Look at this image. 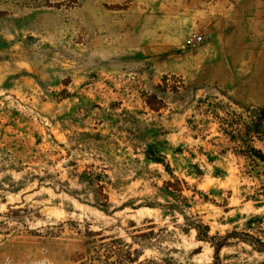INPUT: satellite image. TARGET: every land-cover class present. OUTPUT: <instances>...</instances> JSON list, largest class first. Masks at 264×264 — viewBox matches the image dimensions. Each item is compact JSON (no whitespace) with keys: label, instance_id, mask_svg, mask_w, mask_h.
<instances>
[{"label":"rangeland","instance_id":"obj_1","mask_svg":"<svg viewBox=\"0 0 264 264\" xmlns=\"http://www.w3.org/2000/svg\"><path fill=\"white\" fill-rule=\"evenodd\" d=\"M249 146L264 152V0H0V264H214L179 212L147 206L169 171L210 199L187 215L233 233L220 264H264ZM87 168L113 184L107 210Z\"/></svg>","mask_w":264,"mask_h":264},{"label":"trees","instance_id":"obj_2","mask_svg":"<svg viewBox=\"0 0 264 264\" xmlns=\"http://www.w3.org/2000/svg\"><path fill=\"white\" fill-rule=\"evenodd\" d=\"M263 123H258L254 125L253 131L261 130V125ZM251 125L249 126V132H252ZM250 154L257 157L264 162V152L256 147L249 146ZM144 155L147 161L161 163L166 168L170 170L169 165H166V157L159 150V147L155 143H146L144 148ZM200 170V169H199ZM170 178L163 181L161 187L158 188V196L161 197L165 203L162 202H149L147 206L159 207L161 209H166V212H179L185 220L186 229H195L197 232V239L200 241L209 242L214 248V264H220V253L223 247L228 246L231 237H234L233 233L228 232L225 235L211 234V226L205 223L200 217H191L185 213L186 210L190 209L195 203L196 194H201L205 200H210L208 195L199 191L196 187L192 190L193 194L191 196L187 195L186 192L190 191V185L184 178H180L173 172H170ZM81 177L87 185L94 187V203L100 208L107 210L111 206L108 194L106 193L107 184L103 183L100 178L102 175L96 172L92 168H87L82 173ZM113 185V184H112ZM193 201V202H192ZM253 217L248 221L249 227L252 228ZM250 238H246L247 241L251 242L254 246L258 248L259 251L264 252V241L261 238L255 237L254 235L247 233Z\"/></svg>","mask_w":264,"mask_h":264},{"label":"built area","instance_id":"obj_3","mask_svg":"<svg viewBox=\"0 0 264 264\" xmlns=\"http://www.w3.org/2000/svg\"><path fill=\"white\" fill-rule=\"evenodd\" d=\"M204 40V36L199 33H193L192 35L188 36L185 40V46H194L196 44L201 43Z\"/></svg>","mask_w":264,"mask_h":264},{"label":"water","instance_id":"obj_4","mask_svg":"<svg viewBox=\"0 0 264 264\" xmlns=\"http://www.w3.org/2000/svg\"><path fill=\"white\" fill-rule=\"evenodd\" d=\"M257 111L255 110L254 113H256Z\"/></svg>","mask_w":264,"mask_h":264}]
</instances>
